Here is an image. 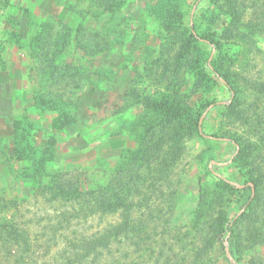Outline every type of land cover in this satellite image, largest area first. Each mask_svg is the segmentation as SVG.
Masks as SVG:
<instances>
[{
    "label": "rangeland",
    "instance_id": "374dc122",
    "mask_svg": "<svg viewBox=\"0 0 264 264\" xmlns=\"http://www.w3.org/2000/svg\"><path fill=\"white\" fill-rule=\"evenodd\" d=\"M243 1V22L263 13L264 0ZM107 5L114 7L111 18L102 14ZM225 5L223 0H0V197L31 245L23 258L15 248L10 255L0 253V264H42L53 246L63 247L60 233L50 238L59 210L50 199L55 191H47L51 184L76 180L84 168L111 170L154 124L160 128L153 131H161L155 143L169 145L164 138L171 131L163 127L174 118L188 126L196 120L197 129H181L175 204L157 229L163 240L139 256L127 250L124 262L185 264L181 245L189 248L194 229L213 226L225 232L204 263L264 264V199L258 187L253 201L247 182L250 171L258 175L259 161L250 170L251 157H240L228 140L234 132H248L230 114L234 94L218 76L225 75L237 91L244 117L249 112L251 118L255 109L264 113V96L249 92L244 82L264 79V31L257 36L229 25ZM80 25L89 44L98 40L109 49L89 48L91 55L78 49ZM61 26L71 34L57 53L52 43ZM146 95L163 105L160 112L139 105L120 113L127 100ZM37 100L53 101L61 111L40 108ZM21 135L33 148L24 146ZM103 221L88 225L97 228ZM80 228L75 222L74 231ZM117 249L109 264L120 260Z\"/></svg>",
    "mask_w": 264,
    "mask_h": 264
},
{
    "label": "trees",
    "instance_id": "16d2710c",
    "mask_svg": "<svg viewBox=\"0 0 264 264\" xmlns=\"http://www.w3.org/2000/svg\"><path fill=\"white\" fill-rule=\"evenodd\" d=\"M223 1L226 3L229 25L234 28H244L256 35L264 31V10L259 15L252 13L247 22H243L240 10L246 7L244 1L235 0L232 2L234 4L229 2L231 0ZM113 9L112 5H107L102 14H109L111 18ZM83 33L85 29L80 25L76 34V45L83 53L91 55L109 49L98 40L95 45L89 44ZM70 34L69 28L61 26L56 41L52 43L53 52L60 53L65 48ZM95 47L97 51L91 53L89 48ZM214 48L220 49L218 45H214ZM218 76L222 79L223 85L234 94L230 114L242 121L248 132L243 136H238L237 132H234L228 140L237 147V154L240 157H251L250 170L253 169V163L259 161L258 175L253 177L256 171H250L247 182L254 188L252 200H255L258 187L264 199V113L256 114L257 109H255L251 118L249 112L244 117L242 110L237 109L238 98L235 96L237 91L225 75L218 74ZM244 82L249 92L264 96V79L246 78ZM128 97V94L125 95V99ZM36 104L40 108L61 111L60 105H56L53 101L45 103L37 100ZM139 105L151 113H158L163 108L160 102L146 95L138 100H127L121 107L120 113ZM246 106L251 111V105ZM180 121L181 119L174 118L163 127V132L167 129L171 131L170 133L165 131V143L169 145L165 146L162 140L155 143L161 131L154 132L160 128L159 125L154 124V127H147V133L140 140L136 150L120 156V162L111 170L101 174L94 167L84 168L76 180H71L70 177L65 181L59 179L48 187L47 191H55L53 194L50 193L51 201L59 205V210L55 214L57 221L50 225L52 229L50 238H55L57 233H60L64 245L61 249L53 246L56 248L55 252L42 264H109V260L115 259L112 255L117 248L120 252L118 254L120 260H114L112 264H126L123 258L127 250H133L139 256L142 251H152L157 240H163L164 234L158 233L157 229L165 213L170 214L175 204L178 184L174 170L183 149L179 142V137L184 134L181 129L183 127L187 131L192 128L197 129L196 120L189 126L183 123H181L183 125L177 124ZM21 141L25 142L24 146L27 149L33 148L24 135H21ZM37 169L35 172L39 173L41 168ZM7 202L0 197V253L10 255L11 252L15 253L16 249L17 254L20 255L17 258H23L31 249L29 237L24 229L8 218ZM108 217H116L117 220L116 222L105 220ZM95 220H104V223L97 228L88 225ZM77 221L82 224L79 232L73 229ZM224 232L213 230V226H210L209 230L194 229L189 248L183 249L181 245V250L188 255L184 263L207 264L204 262L209 249L217 239L222 238ZM51 249V246L47 247L48 251Z\"/></svg>",
    "mask_w": 264,
    "mask_h": 264
}]
</instances>
